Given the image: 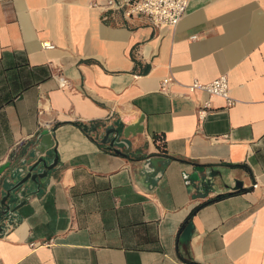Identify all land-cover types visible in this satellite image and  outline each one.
<instances>
[{
	"label": "crops",
	"instance_id": "obj_1",
	"mask_svg": "<svg viewBox=\"0 0 264 264\" xmlns=\"http://www.w3.org/2000/svg\"><path fill=\"white\" fill-rule=\"evenodd\" d=\"M107 1L0 0V201L44 132L54 163L0 206V264H264V0L174 29ZM220 77L230 107L186 89Z\"/></svg>",
	"mask_w": 264,
	"mask_h": 264
},
{
	"label": "built area",
	"instance_id": "obj_2",
	"mask_svg": "<svg viewBox=\"0 0 264 264\" xmlns=\"http://www.w3.org/2000/svg\"><path fill=\"white\" fill-rule=\"evenodd\" d=\"M191 0H108L104 9L118 8L122 9L124 15L128 18L135 16H142L147 18L152 25L160 29L170 28L174 29L184 17ZM173 83L172 78H167L161 83V90ZM65 83L62 81L60 87H64ZM190 95L195 93H202L210 98H222L226 101V106L230 107L234 101L229 97L228 82L225 77L209 83L201 84L193 82L186 86ZM209 103L204 102L199 110V116L202 118L207 110H209Z\"/></svg>",
	"mask_w": 264,
	"mask_h": 264
},
{
	"label": "water",
	"instance_id": "obj_3",
	"mask_svg": "<svg viewBox=\"0 0 264 264\" xmlns=\"http://www.w3.org/2000/svg\"><path fill=\"white\" fill-rule=\"evenodd\" d=\"M142 120H143V117H140V119L138 120L136 124L123 128L120 133L121 137L124 139H128L130 136H135L137 134H140L142 132V128L140 125ZM52 147H53V143H52L51 137L48 135L47 132H44L41 137L40 147L34 154L35 158L37 159L36 161H34L31 167H29L28 171L26 173L22 169H19V170L16 169L15 171L14 170L10 171L9 178L11 180L18 179V181L17 183H14L15 185L9 190H7L5 195L1 198L0 206L5 209L4 215H7L8 212H14V210L18 209V207H13L12 209H10L7 203L8 201H15V199L18 198L17 192L21 190L22 186H24L28 181L36 184L38 181L45 179L47 176L46 173L54 168V165H53L54 163L47 166L46 161L43 158H39L41 154H44L45 152H49L50 150H53ZM39 168L43 170L41 173H37ZM8 170H10L9 163L1 166L0 176H2ZM14 174L21 175V176L17 179H13Z\"/></svg>",
	"mask_w": 264,
	"mask_h": 264
},
{
	"label": "trees",
	"instance_id": "obj_4",
	"mask_svg": "<svg viewBox=\"0 0 264 264\" xmlns=\"http://www.w3.org/2000/svg\"><path fill=\"white\" fill-rule=\"evenodd\" d=\"M42 75H43V80H44V78L47 77L44 71H42ZM159 141H160V138H159V137H157V138L155 137V143H156V142H159ZM160 142H161V141H160ZM162 144H163V142H162ZM190 264H192V263H190Z\"/></svg>",
	"mask_w": 264,
	"mask_h": 264
}]
</instances>
